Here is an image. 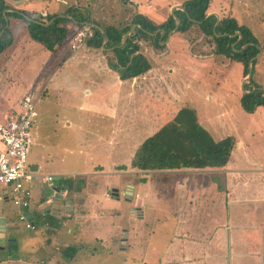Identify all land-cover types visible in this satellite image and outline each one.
Wrapping results in <instances>:
<instances>
[{"label":"crops","instance_id":"crops-1","mask_svg":"<svg viewBox=\"0 0 264 264\" xmlns=\"http://www.w3.org/2000/svg\"><path fill=\"white\" fill-rule=\"evenodd\" d=\"M116 1L0 0V6H4L0 10L2 9L5 20L3 28L0 24V37L8 30L12 32V44L0 57L12 59L18 54V50L28 51L26 47L32 46L31 42H35L29 34L30 22L49 26L57 18L70 19V24L64 26L70 30V37L76 36L85 27H90L92 30L101 28L105 33L106 29L114 28V32L127 29L122 35V43L128 33L130 35L127 40L136 37L137 29H141L142 26L134 21L140 15L146 16L145 12H139V9L144 7L147 12H151L152 5L139 4L137 0L133 5L119 0L121 3L117 6ZM39 5L42 10L37 14ZM176 6H182V1L176 0L170 4L168 8L171 14ZM41 13L48 14L45 21L39 20ZM82 13H87L91 23L84 22L79 28L73 14ZM209 14L215 12L211 10ZM154 16H150L151 19ZM157 17L160 18V20L155 19L157 22L165 18L163 15ZM160 24L162 23H157L156 26ZM163 37L161 33L160 39ZM172 38L167 43L160 41V49L167 48ZM21 41L23 44L19 45ZM139 44L141 54L145 56L146 53H150L149 48H144L145 41ZM65 48L68 56L61 61L62 66L54 72L53 90L60 91L61 94L67 90L72 92L73 96L83 94L85 99L113 93V98L117 101L116 111L124 102L133 101V92L142 90L145 74L141 75L142 77L123 80L111 67L104 51H114L115 48L94 49L87 43L76 53L69 52L70 46L65 45ZM164 54L166 53L162 55ZM85 99L83 100L86 102ZM91 107L92 105L87 103V108ZM115 119L117 120V115ZM124 126L123 123H117L113 135L109 138H129V132ZM146 126L150 127L148 122ZM162 126L157 128L155 133ZM148 131L147 129V134ZM150 136L146 135L143 138ZM237 148L232 161L221 170H179L145 174L138 173L129 163L127 169H122L127 175H118L119 182L116 187L106 186L104 183L106 180L101 177L106 174L101 173L102 171L96 172L99 168L96 166L92 173L82 172L71 175L82 176L83 184L78 183L79 178L70 181L69 177H63L58 186L50 190L46 199L43 195L34 199L33 193L29 209L20 208L19 216L27 215L28 220L35 225V229L28 230L34 231L36 236L26 235L18 238L11 236L10 238L15 239L16 243H12L10 248H6L3 240L0 239V250L7 255L0 264H67L68 261L75 260L76 255L85 246L84 251L87 249L89 242L86 240H90L93 249L96 250L99 248L98 245L105 244L107 251V247L111 245L108 253H104L109 256L108 261L117 255H124L125 261H128L130 257L133 259V256H136L132 250L136 245L134 243L138 233L135 232L133 224L138 223L142 226L145 222L147 227V223L152 222L151 218L153 221L157 219L163 223L167 217H174L176 222L184 224L186 228L170 238L168 244L159 250V256L157 250L152 249L156 250L154 254L157 256L152 264L184 262V254L189 253L195 258L198 248L205 250L206 256L210 257L207 260L211 261V264H264V183L261 182L262 178L264 179V166L257 165V162V164L243 163L245 157L240 153L243 145L239 141ZM135 149H132L130 144L125 146L123 152L131 150L130 155L126 157L128 161L133 158ZM260 166L263 169L259 168ZM245 174L247 178L241 177ZM87 176H92V179ZM108 199H112L120 208H110L108 206L110 203H106ZM32 201L36 205H33ZM117 214L121 218H116ZM112 215L114 220L110 218ZM1 217L8 224H12L11 216L0 204ZM66 253L73 257H67ZM100 254L103 253L99 252L96 255ZM145 260L141 259L140 264H146Z\"/></svg>","mask_w":264,"mask_h":264},{"label":"rangeland","instance_id":"rangeland-1","mask_svg":"<svg viewBox=\"0 0 264 264\" xmlns=\"http://www.w3.org/2000/svg\"><path fill=\"white\" fill-rule=\"evenodd\" d=\"M137 1L139 4L152 5L151 12H147L144 7V9L141 7L139 12L144 11L145 17L153 20L156 25L166 21L168 15H172L168 7L176 0ZM119 3H121L119 0L115 2L117 6ZM209 7L219 19L224 17L237 19L238 23L247 27L264 47V0H210ZM37 9L38 14L42 7L39 5ZM157 15H163L165 18L157 22L155 20L158 18ZM150 16L154 18L151 19ZM72 39L71 35L68 47ZM167 41L168 39L163 43ZM31 45L26 47L27 52L18 50V54L12 59L0 57V120L6 122L15 119L27 94L40 96L35 106L36 121L31 129L33 143L28 149L27 173L34 175L32 191V195L35 194L34 199L40 195L46 199L50 190L58 186L63 177H69L70 181L79 178L78 183L83 184L82 176L71 175L92 173L95 166L99 167L96 172L102 171L101 173L106 174L101 176L106 180L104 181L106 186H118V175L126 176L124 170L130 163L126 157L130 155L131 150L123 152L125 146L130 144V147L135 149L146 139L143 137L154 134L157 128L172 120L186 105L196 110L201 124L215 139L234 136L241 142L243 149L240 153L245 157L243 163L251 162L264 166V109L258 108L248 112L242 107L241 100L244 95L242 83L246 78L243 74L244 67L218 54L212 38L202 34L197 27L193 26L184 33L175 32L171 42L164 49L145 42L144 48L147 47L150 51L145 54L150 69L143 76L142 90L133 92V101L124 102L118 106L120 109L117 111L115 108L117 101L113 98V93L85 99L83 94L73 96L72 92L67 90L63 94L53 90L54 72L62 63L59 60L53 62L51 51L42 45L36 42H31ZM65 52L66 48L62 54ZM104 52L111 67L118 69L120 61L118 53L110 50ZM163 53L166 54L162 55ZM255 70L257 82L264 85V51L257 59ZM87 103L92 107L87 108ZM93 108L96 111L92 110ZM147 122L149 128L146 126ZM117 123L125 124L124 129L129 132V138H109L113 135ZM98 175L95 176L100 177ZM46 176L53 178L52 184L45 181ZM87 177L92 179V176ZM241 177L247 178L246 174ZM85 181L87 182L86 178ZM261 182L264 183L263 178ZM0 195V204L11 216L12 224L17 227V231L11 236L16 238L36 236L34 231L26 229L19 222L21 210L12 201V187L0 184ZM107 202L110 203L108 205L110 208H120L112 199H108ZM33 205L36 203L33 202ZM110 218L114 220L113 215ZM151 220L147 227L145 222L142 226L138 223L133 224L135 232L138 233L134 243L136 245L132 250L136 255H132L133 259L130 257V260L125 261L124 255H117L108 261L109 256L104 253H108L111 245L107 247V251L105 244L98 245L99 248L96 250L93 249L90 240H86L89 242L87 249L84 251L86 248L84 244L85 248L82 250L84 252L79 250L76 259L68 261L67 264L122 262L140 264L141 259H146V264H152L157 258L155 251L157 250L159 256V250L168 244L175 233H179L186 226L176 222L174 217H167L163 223L157 219ZM33 221L36 223L35 219ZM153 248L156 250H152ZM99 252L103 254L96 255ZM6 257V253L0 250V261ZM184 257V262L175 264H211V261L207 260L210 257L206 256L205 250L201 248L197 249L195 258L189 253L184 254Z\"/></svg>","mask_w":264,"mask_h":264},{"label":"trees","instance_id":"trees-1","mask_svg":"<svg viewBox=\"0 0 264 264\" xmlns=\"http://www.w3.org/2000/svg\"><path fill=\"white\" fill-rule=\"evenodd\" d=\"M209 5L210 0H184L182 2L184 10L177 9L174 12V15L181 21L176 32L184 33L193 26L197 27L202 34L212 38L218 54L244 67L243 74L246 77L250 61L259 54L258 46L262 48V51H264V47L261 46L260 41L253 33L247 27L240 25L234 17L221 18L214 32L217 17L209 16L211 11ZM3 7L0 6V8ZM174 15H170L159 26H156L145 16H138L134 22L141 25V29H137V36L130 37L122 47V35L127 29L122 32H114V28L113 30L106 29L109 41L105 48H115L114 51L118 53L120 58L118 69L112 68L120 74L121 79L131 80L149 71L147 59L140 53L139 42L145 41L160 49V41L167 40L168 34L176 27ZM73 18L79 28L84 22L91 23V18L87 13L73 14ZM0 22L1 27H4L5 20L2 16V9L0 10ZM70 22L68 18H57L49 26L35 22L29 23L31 39L51 51L53 62L59 60L61 63L68 56L67 51L62 54V50L69 43L70 30L64 26ZM159 29L165 31V38L160 39L161 33L153 35ZM93 31L94 36L87 41V45L90 48L102 49L106 35L97 29H93ZM237 32H240L243 38L236 47H233L239 38L232 37V35ZM11 44L12 32L8 30L0 37V55ZM247 44L250 45L242 52L235 51L242 49ZM256 64L257 60L253 63L252 79L245 87L248 93L244 94L241 100L242 107L248 112L258 108L264 109V90L262 89L264 85L257 82ZM237 145L238 141L234 136L215 139L201 124L196 110L192 106L186 105L178 111L172 120L138 145L130 161V166L138 173L145 174L179 170H221L232 161L234 152L238 149ZM66 255L73 257L69 253Z\"/></svg>","mask_w":264,"mask_h":264},{"label":"built area","instance_id":"built-area-1","mask_svg":"<svg viewBox=\"0 0 264 264\" xmlns=\"http://www.w3.org/2000/svg\"><path fill=\"white\" fill-rule=\"evenodd\" d=\"M135 5V0H122ZM47 13H41L39 20L45 21ZM94 35L90 27H85L70 41L72 53H76ZM40 96L27 94L21 102V111L15 119L2 122L0 120V184L12 187V201L15 206L29 209L33 191L34 175L27 173L28 149L33 143L31 129L36 121L37 113L35 106ZM45 181L53 182L51 176H46ZM19 222L27 229H35L27 215L19 216Z\"/></svg>","mask_w":264,"mask_h":264},{"label":"water","instance_id":"water-1","mask_svg":"<svg viewBox=\"0 0 264 264\" xmlns=\"http://www.w3.org/2000/svg\"><path fill=\"white\" fill-rule=\"evenodd\" d=\"M178 8H180L181 10H184V9H183V6H176V7L173 9V11H172V15H174V10H176V9H178ZM211 15H215V16L217 17V23H216V25L214 26V29H213L214 32H215L217 26H218L219 23H220V19H219V17H218L217 14H209V16H211ZM174 17H175V19H176V27H175V29H174L173 31H171V32L168 34V38H167L168 40L171 38L172 34H173L175 31H177V29L179 28V26H180V24H181L180 19H179L177 16H175V15H174ZM43 25L47 26L48 24H43ZM99 30H100L101 32H103V34L106 35V33L104 32L103 29L99 28ZM159 32L162 33V36L165 35V31H164V30H161V31L158 30V31H157L156 33H154L153 35H157ZM129 35H130V33H128V34L126 35V37H125V39H124V41H123L121 47L124 46V45L126 44V42H127V38H128ZM224 36H226V35H224ZM236 36H238L239 39H238V41H237L236 43H234L233 45L237 44V43L243 38V36H242V34H241L240 32H237V33H235L234 35H232V37H236ZM105 38H106V39H105V43L103 44V48H104V49H105V45L108 43L107 35H106ZM249 45H250V44H247V45H245L242 49L235 50V51H236V52H242V51H243L244 49H246ZM258 49H259V54H258L256 57H254V58L250 61L249 66H248V75L246 76V78L244 79V81H243V83H242V90L244 91V94L248 93V91H246L245 87H246L247 84L250 83V81H251V79H252V76H253V63H254L259 57H261V55H262V53H263L261 47L258 46ZM262 89L264 90V88H262ZM115 193H116V192H115ZM16 231H17V227H15L13 224H8L4 218H2V217L0 218V235H1V238H0V239L3 240V242L5 243L6 248H10V246L12 245V243H13V244L16 243V240H15V239L10 238L11 235H12L14 232H16Z\"/></svg>","mask_w":264,"mask_h":264}]
</instances>
